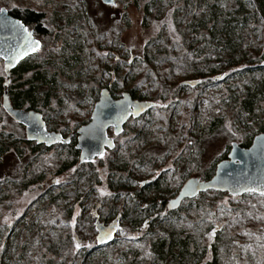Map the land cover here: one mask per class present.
Wrapping results in <instances>:
<instances>
[{
  "label": "rangeland",
  "instance_id": "1",
  "mask_svg": "<svg viewBox=\"0 0 264 264\" xmlns=\"http://www.w3.org/2000/svg\"><path fill=\"white\" fill-rule=\"evenodd\" d=\"M113 4L106 6L100 0H0V8L15 6L44 15L46 36L36 34L32 27L29 30L41 43L35 61L48 68L43 71V82L50 84L47 87L53 97L44 119L48 131L63 129L68 135L76 130L77 121H89L92 101H97L106 87L114 88L115 98L135 88L134 93L142 98L137 100L152 103L139 120H129L123 135L108 131L115 148L106 151L101 160L93 165L78 162L57 174L69 151L53 146L31 154L25 128L2 109L1 96L0 264H41L46 242L52 241L51 251H55L63 234L71 244L62 249L76 244L82 248L100 245L95 224H116L113 241L124 243L127 250L141 246L140 226L117 218L128 203L138 197L140 205L134 200L137 210L148 204L149 217L155 219L158 208L151 209V200L157 205L175 198L186 182L183 178L189 175L201 181H206V175L212 177L216 165L228 160L231 144L249 141L264 116L259 112L258 119L251 117L234 105L229 91L236 90V83L232 82L234 89L231 84L219 83L223 74L194 87L178 88L183 82L197 81L187 65L193 57L176 49L179 30L173 25L187 11L184 4L191 7L194 2L113 0ZM253 18L259 30L253 29L244 40L259 49L252 50V60L257 61L264 51V14L260 11ZM2 73L0 61V77ZM47 87L39 90L46 92ZM132 135L136 137L131 144L125 137ZM134 162L139 167H133ZM119 176H124L118 184L126 196H119L115 188ZM157 179V193L139 191ZM179 206L177 229L203 237L205 245L215 238L219 264H264V196L208 191ZM44 214L53 218L56 226V236L49 241L36 230L30 233ZM29 239L36 240L35 244L40 239L39 248L33 244L25 249ZM209 251L201 263L212 259V248Z\"/></svg>",
  "mask_w": 264,
  "mask_h": 264
},
{
  "label": "trees",
  "instance_id": "2",
  "mask_svg": "<svg viewBox=\"0 0 264 264\" xmlns=\"http://www.w3.org/2000/svg\"><path fill=\"white\" fill-rule=\"evenodd\" d=\"M185 1L186 0H183V3H185ZM191 2H194V4H191L192 8L184 4V6L188 8L187 11L184 9L185 12L183 15L179 19H176L177 23L175 22L173 24L177 26L179 30L178 37L180 40L178 43L179 46L176 47L177 51H185L186 56L189 54L193 57L191 59L192 61L187 62V65L191 67L192 70L190 75L197 78V81H195L196 83L198 82L201 84L213 76L223 74V79L219 81V83L227 84V86L231 84L232 87L230 89H234L232 82H235L237 86L236 90L229 91L230 100L242 113L258 119L259 112L264 113L262 109V105L264 104V51L262 55L257 58V61H253L252 50L255 49L257 52L259 49L254 45L246 43L244 36L252 33L253 29L259 30L256 24L257 20L254 18L251 19V17H255L260 11L264 14V0H191ZM0 9L3 8L1 7ZM7 11L9 15L20 20L28 28L32 27L36 34L46 36V30L43 26V13L15 6ZM37 52L21 61L15 68L9 71L7 95L9 105L13 109L38 112L44 120L48 113L47 108L49 101L52 100L53 97H51L50 87H47V85L50 84L46 83V81L43 82V78H45L43 71H46L48 68L46 67V69H44L45 67H42V64H40L41 62L38 63L39 66L37 65L35 61ZM255 54L256 53H254V55ZM30 73H33L31 79L29 78L27 81H24V77ZM52 78H54V76L50 77V79ZM5 82L6 73L3 62V73L0 77L2 109L3 85ZM44 86L48 88L46 92L43 91L45 93L39 90V88L42 89ZM181 87L182 86L178 85V88ZM107 89L111 95L114 96V88L112 89L109 87ZM134 89L135 88H132L128 93L133 99H142L134 93ZM88 99H86L85 102H87ZM95 102L96 98L93 99L92 103ZM149 110L147 112H149ZM139 119L140 118L134 120L137 121ZM87 121L88 119L77 121L76 129ZM259 124L256 133L251 135L249 141L238 142L239 144L237 145L239 147L248 148L254 136L264 133L263 115L260 118ZM60 131L61 132L58 131V133H61L64 138L71 136V139L69 144L56 145L59 148H64L69 151L68 155L64 157V162L57 169V174H61L73 168L75 163H80L78 160L79 152L75 149L76 130L70 132L68 135L63 129ZM120 135H123V132ZM135 137L136 136L132 135L125 138L132 144V140H134ZM28 142L31 154L35 152L40 154L52 148L37 145L35 143L31 145L33 142ZM142 157L144 158L145 156H140V158ZM101 158L96 159V161L101 160ZM89 164L93 165V163L85 165ZM133 167H139V164L134 162ZM122 172H126V169L122 170ZM123 174L124 173H122V175ZM124 175L126 176V174ZM210 177V175H206L203 180H209ZM191 178L192 176L189 175L187 178H183V180L185 179L187 181ZM122 179H124V176L121 178L119 176L115 181V188L119 192V196L120 193H125L123 188L118 184ZM157 182L158 179L151 183H145L144 186L142 185L140 187L139 191H155V193H157L159 190ZM126 195L127 193L124 194V196ZM154 198L156 197L154 196ZM134 200L138 201L140 205L141 199L136 197ZM134 200L132 199V201L128 203L126 211L118 215L117 218L121 220L123 217V219H128L130 223H132L131 225L140 226L138 231L142 233L143 237V240L140 241L142 243L141 246L139 244L137 248H130L127 250V246H125L124 243L112 240L109 243L97 244L96 246L88 248L69 246L68 248L62 249L70 242L67 236L63 234L61 235L62 238L60 237L56 243L55 251H53V242H46V251L42 256L44 258L41 260V264H96V259H103V264H219L216 258L217 247L215 246V238L208 239L210 242L207 243L208 245H205L206 242L203 237L192 235V233L185 231L183 228L181 230L177 229V214L180 206L174 209L169 208L168 212L165 200H162L157 205H154L153 200H151V209L158 208L157 216L155 219L151 220L149 217L150 211L148 209V204L137 210V202L135 203ZM111 215H113V211ZM162 215L163 218L160 217ZM62 225H64V223ZM34 226L36 228L31 229L30 233L36 230V232L41 234L39 237L47 239L48 241L51 237L56 236L53 232V230L56 229L53 218L46 217L45 214L42 220H37V222L34 223ZM158 227H160V229H157ZM38 241L40 243V239H38ZM35 242L36 240L29 239L27 241L28 246H24V248L28 250L33 244L38 247L39 243H36V245ZM59 244H61V246ZM121 246L125 248L123 249ZM51 247L53 249L52 251ZM211 248L212 259L201 263L204 254L210 252L209 250ZM102 252L104 255L99 258L97 255L102 254ZM22 256L21 254V257Z\"/></svg>",
  "mask_w": 264,
  "mask_h": 264
},
{
  "label": "water",
  "instance_id": "3",
  "mask_svg": "<svg viewBox=\"0 0 264 264\" xmlns=\"http://www.w3.org/2000/svg\"><path fill=\"white\" fill-rule=\"evenodd\" d=\"M103 5L113 4L109 0H100ZM0 61L4 62L6 82L4 83L3 109L26 131L28 141L45 147H53L59 144H69L70 137L64 138L61 133L50 132L38 112L13 109L8 102L7 85L9 83V71L15 68L21 61L33 55L41 48V43L34 37L33 32L20 20L9 15L6 9H0ZM22 25L31 33V40L39 42V49L32 51L28 48L27 36L20 27ZM21 53H27L21 58ZM8 57V59L5 58ZM195 81H186L181 86L194 87ZM152 106V103L133 99L128 92H123L119 98H114L107 88L100 90L98 99L94 103L89 121L78 127L76 133V150L79 151L80 163H92L101 158V153L114 149V140L108 136V131L113 130L115 136L122 133L124 125L130 119H138ZM264 133L253 137L248 148H241L237 143H232L228 160H223L216 165L215 174L206 181L197 178L187 180L180 188L177 196L168 202L169 208H177L185 199H191L201 193L217 191L228 193L231 196H241L246 193H260L264 191ZM254 188L256 191H248ZM264 196V195H262ZM98 226L100 234L97 237L99 244L109 243L113 240L117 229L116 224L111 226ZM221 225H218L220 228ZM215 231V230H214ZM104 232V234H102ZM111 233V238L105 236ZM103 238V239H102Z\"/></svg>",
  "mask_w": 264,
  "mask_h": 264
},
{
  "label": "snow or ice",
  "instance_id": "4",
  "mask_svg": "<svg viewBox=\"0 0 264 264\" xmlns=\"http://www.w3.org/2000/svg\"><path fill=\"white\" fill-rule=\"evenodd\" d=\"M109 2L111 3L112 0H109ZM113 6H115V5L113 4ZM0 11H2V10H0ZM0 26H3V25H0ZM12 27H13V28L20 27V28L23 30V32L26 34V36H27V38H28V39H27L28 48H30L32 51H36V50L39 49V47H40L39 42L31 40V33H29L28 30H27L26 28H23L22 25H17V24H13ZM26 54H27V53H21V54H20V55H21V58H22L23 55H26ZM5 58L8 59L7 56H5ZM262 147H264V145H262ZM102 155H103V153H101V156H102ZM56 183H60V181L57 180ZM248 191H252V192H254V191H256V189L251 188V189H248ZM105 194H106V193H103V192L101 193V195H105ZM260 194H261V195H264V191H262ZM105 236H107L108 238H111V233H110V232H109V233H106ZM102 239H103V238H102ZM76 246H77V248L80 247L79 244H77Z\"/></svg>",
  "mask_w": 264,
  "mask_h": 264
},
{
  "label": "flooded vegetation",
  "instance_id": "5",
  "mask_svg": "<svg viewBox=\"0 0 264 264\" xmlns=\"http://www.w3.org/2000/svg\"><path fill=\"white\" fill-rule=\"evenodd\" d=\"M180 86H181V85H180ZM114 98H115V97H114ZM140 117H141V116H140ZM140 117H139V118H140ZM130 120H134V119H130ZM128 122H129V121H128ZM128 122H127V123H128ZM127 123H126V124H127ZM126 124H125V125H126ZM125 125H124V126H125ZM110 130H112V129H110ZM112 131H113V130H112ZM122 132H123V131H122ZM76 137H77V136H76ZM111 138H112V137H111ZM70 139H71V138H70ZM112 139H113V138H112ZM113 140H114V139H113ZM69 143H70V142H69ZM75 145H76V138H75ZM114 145H115V141H114ZM114 148H115V146H114ZM75 149H76V148H75ZM106 151H112V150H106ZM106 151H105V153H106ZM78 152H79V151H78ZM105 153H104V154H105ZM104 154H103V155H104ZM103 155H102V157H103ZM94 161H96V159H95ZM94 161H93V162H94ZM93 162H92V163H93ZM85 164H88V163H85ZM168 202H169V199L166 201V209H167V211L169 212ZM95 228L97 229V224H95ZM99 234H100V232L98 233L97 237L99 236ZM102 234H104V232H102Z\"/></svg>",
  "mask_w": 264,
  "mask_h": 264
}]
</instances>
